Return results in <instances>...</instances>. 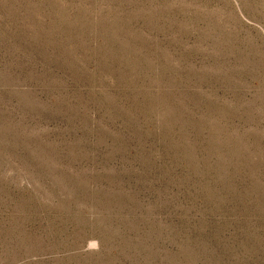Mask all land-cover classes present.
Listing matches in <instances>:
<instances>
[{
    "label": "rangeland",
    "instance_id": "obj_1",
    "mask_svg": "<svg viewBox=\"0 0 264 264\" xmlns=\"http://www.w3.org/2000/svg\"><path fill=\"white\" fill-rule=\"evenodd\" d=\"M0 264H264V0H0Z\"/></svg>",
    "mask_w": 264,
    "mask_h": 264
}]
</instances>
